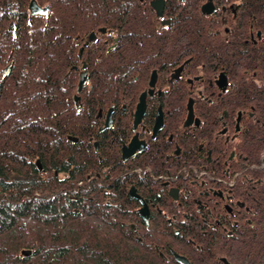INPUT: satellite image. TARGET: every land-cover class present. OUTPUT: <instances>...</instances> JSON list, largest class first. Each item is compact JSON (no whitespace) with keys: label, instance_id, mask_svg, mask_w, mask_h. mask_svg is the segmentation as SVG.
Wrapping results in <instances>:
<instances>
[{"label":"trees","instance_id":"1","mask_svg":"<svg viewBox=\"0 0 264 264\" xmlns=\"http://www.w3.org/2000/svg\"><path fill=\"white\" fill-rule=\"evenodd\" d=\"M29 1L0 0V264H179L172 252L190 264H264V0H215L223 35L201 13L203 0H188L184 41L197 34L200 65L222 69L233 86L212 97L216 100H208L211 90L203 91L193 107L200 120L193 133L183 126L186 105L166 106L161 140L127 162L120 147L129 139L131 119L103 137L97 132L101 122L93 117L98 106H86L87 114L79 117L66 99L72 91L66 80L69 40L73 44L74 35L89 26L76 23L80 13L73 22L69 17L81 4L96 9L101 0H35L49 7L47 15L35 16L29 15ZM126 66L120 63V71ZM116 84L104 71L106 96ZM187 95L184 90V100ZM239 114L230 160L225 137L214 142L213 132L224 120L231 123V135ZM176 146L183 149L179 163L166 161L164 152ZM208 156L243 171V214L232 222L231 235L174 232L179 213L191 216L197 203L180 199L172 218L178 205L169 196L160 199L161 213L155 210L145 225L130 186H151L154 177L166 174L193 177ZM102 165L113 166L109 186L99 183Z\"/></svg>","mask_w":264,"mask_h":264},{"label":"flooded vegetation","instance_id":"2","mask_svg":"<svg viewBox=\"0 0 264 264\" xmlns=\"http://www.w3.org/2000/svg\"><path fill=\"white\" fill-rule=\"evenodd\" d=\"M151 1L101 0L96 9L95 5H90L88 2L85 7L81 4L80 11H72V16L69 17V22H73V17L80 13L81 18L76 23L89 26L82 29L81 35H74L73 44L69 40V47L65 53L68 58L66 80L72 87L69 88L72 91L70 90L71 93H68L66 97L67 102L76 109L75 114L79 117L87 114L86 106H98L93 117L101 122L97 132L102 133L103 137H108L109 133L115 130L119 132L123 127V122L131 119L129 139L120 147V158L123 162L143 153L157 138L160 137L161 140L165 120L168 119L165 114L168 112L166 106L185 104L187 108L188 104H191L193 108L199 103V96L203 94V91L211 90L209 93L211 98L206 99L216 100V97L233 86L222 69H217L216 66L207 69L200 65V52L194 39L197 34H194L193 41L190 39L184 41L182 32L184 27H187L185 22L189 19L185 20L182 14L184 6L191 2L163 0L162 15L158 16ZM207 1L203 0L199 8ZM211 1L215 10L212 14L204 15L209 17L207 22L212 23L210 28H214L216 33L223 35L226 32L225 26L221 23L220 17H214L220 14L217 3L215 0ZM193 26L197 33L199 25L194 22ZM74 29L70 26L71 31ZM120 63L128 64L123 72L120 71ZM104 71L112 73L114 80L118 82L114 91L108 96L102 85ZM83 74L85 81L81 89L77 91ZM203 74L206 75L203 76ZM220 75L225 76V84L218 83ZM125 80L129 82L125 83ZM184 90L188 92L186 100L183 97ZM140 99H142L144 111L140 121L134 125L136 106L140 103ZM109 111L110 125L105 126ZM159 111L162 114L163 126L153 135V126ZM173 116L172 113L170 117L173 118ZM240 116L239 114L236 117L233 125L234 132L231 135V123L224 120L220 122V129L213 132L214 142L225 137L224 142L228 144L227 150L230 151L228 159L230 160L235 156L230 144L238 136V130L241 127ZM217 119L220 120V117L218 116ZM148 121H152V124L149 125ZM199 125L200 120L195 114L192 123H183V126L189 128V132L192 133ZM134 135H137L138 140L144 141V149L142 152L136 151L124 160L122 147L128 145ZM193 139L194 136L190 138V140ZM168 140L170 143L173 142L174 136L170 135ZM93 146L97 151L98 142L93 141ZM182 152L183 149L176 146L171 151L164 152V158L166 161L170 157L176 158L179 163ZM207 158V164L200 166L202 171L195 173L193 177L188 172L183 174V178H180L178 174L173 177L166 174L154 177L155 181L151 186H130L134 188V193L139 197L130 194L138 202L136 210L142 222L144 220L139 209L143 203L147 206L148 223L144 222L145 225L149 224L151 214L155 210L158 209V213H161L160 199L169 196L170 200L176 201L178 205L172 218H175L179 212L180 199L184 198L197 203V209L192 211L191 216H188L186 212L179 213V220L176 221L179 227L175 228L176 222L172 225L168 219V223L172 225V228L174 227V232L181 233L188 230L206 234L215 231L231 235L228 232H231L232 222L235 225L237 218L243 214V171L242 169L237 171L227 159L211 161L209 156ZM103 165L101 170L104 173L102 178H98L99 183L102 186H109L106 177L113 166L106 169ZM241 165L243 166V162ZM37 168L41 170L42 167L39 164ZM196 168L197 166H194L195 172ZM188 221H194L196 225L186 226Z\"/></svg>","mask_w":264,"mask_h":264},{"label":"water","instance_id":"3","mask_svg":"<svg viewBox=\"0 0 264 264\" xmlns=\"http://www.w3.org/2000/svg\"><path fill=\"white\" fill-rule=\"evenodd\" d=\"M163 4H164L163 0H152L151 1V5L155 8L158 16L162 15ZM28 10H29L30 16H35V15H47L49 9L47 6L41 7L35 0H30L28 4ZM214 10H215L214 5L211 0H208L201 6V12L206 15L212 14ZM10 67H11V64L9 63L4 69V75H8L10 71ZM84 81L85 79H84V74H83L79 81L77 91L81 89V86ZM218 83L219 84L226 83V79L224 75L219 76ZM142 95H144V93ZM142 95H141V98H142ZM187 110H188L187 116H186L184 124H190L194 120L193 108L191 104H188ZM143 111H144V105L142 104V99H140V103L136 106L134 125H136L140 121ZM197 121L198 120L196 119L195 122L197 123ZM109 125H110V111L107 115L105 126H109ZM162 126H163L162 114L159 111L156 115V120L153 126V135H155L159 130H161ZM144 146H145L144 141L138 140L137 135H134L131 138L128 145H124L122 147V158L126 160L128 157L132 156L136 151L142 152V150L144 149ZM130 194L132 196H136L137 198H139L138 195L134 193V188L130 189ZM139 213L142 216L144 222L147 224L148 223V209L145 203L142 204V207L139 209ZM172 254L179 264H190V262L188 261L186 257L179 255L175 252H172ZM222 260L226 263V260L224 258H222Z\"/></svg>","mask_w":264,"mask_h":264},{"label":"bare ground","instance_id":"4","mask_svg":"<svg viewBox=\"0 0 264 264\" xmlns=\"http://www.w3.org/2000/svg\"><path fill=\"white\" fill-rule=\"evenodd\" d=\"M241 41V40H240ZM140 224V223H139ZM138 225V224H137Z\"/></svg>","mask_w":264,"mask_h":264}]
</instances>
